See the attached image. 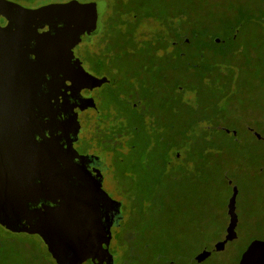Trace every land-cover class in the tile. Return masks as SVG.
Here are the masks:
<instances>
[{
	"label": "flooded vegetation",
	"instance_id": "flooded-vegetation-1",
	"mask_svg": "<svg viewBox=\"0 0 264 264\" xmlns=\"http://www.w3.org/2000/svg\"><path fill=\"white\" fill-rule=\"evenodd\" d=\"M102 21L94 2L0 0V226L9 233L38 236L50 253L33 231H47L48 208L70 209L83 225L72 205L81 203L104 246L111 237L109 251L126 219L124 199L107 191L113 167L110 171L108 149L102 147L110 142L109 132L115 135L119 142L110 143L114 163L123 161L119 143L127 138V148L131 137L123 129L128 118L121 106L135 109L132 121L137 123L139 103L125 95L114 97V83L93 64L92 46L88 57L75 52L87 45L82 37L88 46L95 41V27ZM103 77L107 82L96 81ZM113 100L121 104H110ZM93 121L103 125L94 139L87 136Z\"/></svg>",
	"mask_w": 264,
	"mask_h": 264
},
{
	"label": "trees",
	"instance_id": "trees-1",
	"mask_svg": "<svg viewBox=\"0 0 264 264\" xmlns=\"http://www.w3.org/2000/svg\"><path fill=\"white\" fill-rule=\"evenodd\" d=\"M101 1L106 6H101L103 21L98 25L99 34L91 44L96 56L93 64L114 84H120L112 90L114 97L125 95L131 101L139 103L136 106L139 108L137 123L132 121L136 115L135 109L126 104L121 106L128 118L123 129L131 138L128 140L127 154L121 155L123 161L119 164L116 162L122 169L117 180L118 185L122 186L119 191H122L126 211V219L118 227L120 230L116 231L114 237L116 254L125 248L127 253L124 261L128 264L138 259V251H146L144 257L139 256L141 262L147 264L153 256L148 252L154 244H159L154 259L159 263L174 264V259L169 260L173 256L172 244L176 246L174 241L177 238L173 227L174 224L179 227L183 225L188 210L179 212V208L186 203L182 204L181 198L175 200L178 202V213L172 215L169 210L171 204L168 195L171 188L175 187L172 186V181H175L176 175L181 174V179H176L177 184L181 185L182 179L193 181L198 184L199 189L194 192L195 198L202 196L201 181L210 173L208 168L211 160L219 154H225L228 142H231L222 139L217 144L218 140L211 133L214 130L215 133L221 131L227 135L232 134L231 130L221 128L214 121L220 112L219 100L231 92L233 83L236 82V59L242 53L243 39L252 29L264 33V27L260 29L258 25L254 26L251 22L252 15L244 7L235 10L227 3L212 2L208 5L207 2H199L197 5L195 0ZM142 22H154L158 25L152 39H138L136 31ZM87 39L82 37L81 41H86L88 45ZM216 39L220 42L215 43ZM204 40L213 47L212 56L201 51L194 54L174 51L178 43L191 51L194 44ZM245 50L248 48L244 47L243 51ZM87 54L88 52L85 56ZM189 58L195 60L197 65H181ZM118 61L121 66H116ZM177 73H182L185 78L178 77ZM170 75L172 80L166 91L170 96L168 104L171 115L185 110L189 116L186 128L179 127L172 137L169 130H175L173 123L171 126L158 125L153 113L155 109L152 107L154 93L163 87ZM187 92L193 94V103L184 101L183 96ZM216 93L219 97L212 103L211 99ZM113 103L110 102L112 105L121 104L118 100H113ZM204 108L207 110V124L204 128L193 131L200 124L197 115ZM164 109L166 111L167 108L162 107L161 110ZM144 116L151 120L149 129L143 121ZM212 126L213 129L210 128ZM109 139L111 142L112 138ZM172 150H185L187 162L177 160L170 165ZM117 159L119 160L118 156ZM125 181H130V184L123 185ZM161 216H167L168 219L163 221L170 225L161 222V230H157L154 240L143 242L144 246H141L137 235L142 229L135 222L151 218L156 221ZM197 221L203 223L206 220L198 218ZM162 227L167 229L164 231ZM223 234L226 240L233 235L228 230ZM233 236L237 238V233ZM167 248L170 253H167ZM159 256L162 257L158 258Z\"/></svg>",
	"mask_w": 264,
	"mask_h": 264
},
{
	"label": "rangeland",
	"instance_id": "rangeland-1",
	"mask_svg": "<svg viewBox=\"0 0 264 264\" xmlns=\"http://www.w3.org/2000/svg\"><path fill=\"white\" fill-rule=\"evenodd\" d=\"M12 1L20 2V0ZM21 1L30 2L29 0ZM62 1L67 0H36L33 2L44 5ZM78 1L94 2L100 8L106 6V3L101 0ZM199 2H204L202 4L207 2L208 5L212 2L227 3L231 4L235 10L244 7V10L252 15L251 22L253 25H258L260 29L264 27V0H195L197 5H199ZM158 28V25L154 22H142L136 31L138 39L140 41L152 39ZM241 44L242 53L236 59V82L233 83L231 92H228L225 98L219 100L220 106L218 109L220 112L214 119L217 122L216 125L231 130L232 134L227 135L221 133L220 130L219 133H215L214 130H211V133L218 140L217 144L222 139L231 141L228 142L229 146L224 151L225 154H219L211 160L208 168L210 173L201 181L202 196L195 198L194 192H198L199 189L198 184L193 181L182 179L181 185L177 184L176 179H181V174L176 175L174 177L175 181H172L174 183L172 186L175 185V187L171 188L168 195L171 204L169 210L172 215L178 213L176 211L178 202L175 200L181 198L182 204L186 203L179 208V212L181 213L185 209L188 210L186 216L189 218L186 217L181 227L175 224L173 227L177 233V238L174 241L176 246L172 244V248H174L173 256L169 260L174 259V264H238L241 253L251 242H264V33L255 32L252 29ZM91 46L76 47L75 52L85 54ZM244 47H247L248 50L243 51ZM193 48L190 51L178 43L174 51L189 54L201 51L208 54V56H212L213 47L206 40L194 44ZM187 63L197 65L196 61L191 60V58L182 62L181 65ZM118 64L119 61L116 66H121V64ZM177 75L182 79L185 78L182 73H177ZM171 80L172 76L170 75L163 87L154 93L152 107L155 109L153 113L158 125L165 126V124H169L171 126L173 123V129L175 130H169L172 137L179 127L186 128L189 116L185 110L178 111L174 116L171 115L170 105L168 104L170 96L166 91ZM119 85L118 83L114 84V87ZM218 97V93L214 94V98L211 99L212 103L217 101ZM165 98L168 100L166 101ZM183 99L185 102L193 103L194 96L192 93L187 92L184 94ZM205 102L207 101L205 100ZM157 106H159L158 109ZM162 107L167 108L166 111L165 109L162 111ZM204 110L198 113L197 117L200 124L193 131L204 128L207 124V110ZM197 117L195 116V118ZM150 121L148 118V121L145 122L148 129ZM210 128L213 129V126ZM89 129L90 133L87 136L91 137L94 131V134L98 135L99 130L103 129V125L95 126L93 121ZM109 136L113 142H119L115 135H110V132ZM124 140H127V138H123L119 143L122 146L119 149L122 155L128 152V147L124 148ZM110 143L107 142V147L105 144L102 147L108 149L105 155L110 171L113 167L112 172L109 171L112 174L113 181L109 180L107 191L115 198L123 199L122 191L117 189L119 185L114 183L122 169L114 163L116 157L110 149ZM95 147L94 150L97 149ZM98 150L103 151L101 148ZM177 154L178 157L176 158ZM186 159L185 150H172L170 152L171 163L169 162V164L171 165L177 160L186 163ZM127 184H130V181L128 183L123 182V185L127 186ZM131 190L136 191L132 188ZM194 208L196 210H193ZM48 210L50 211L48 218L49 238L58 253L65 257L72 256L75 259L73 260L75 264H91L92 259L86 260L83 249H87L84 250L85 255L87 252L88 255L91 254L92 240L81 226L79 218L70 209L60 210L52 207ZM198 218L206 221L199 223ZM158 219L161 221H155L151 218L135 222L142 229V232L137 235L141 246H144L143 242L154 240L157 230H161V222L168 226L169 223L163 221L168 219L167 216H161ZM162 229L165 231L167 228L162 227ZM118 230L120 229L117 228L116 231ZM227 230L233 235L237 233V238L231 235L226 240L223 233ZM159 247V244H154V247L150 249L148 254L150 253L153 256L149 258L147 264H164L154 259ZM80 248H83L82 252ZM110 251L115 258L113 264H126L124 261L127 253L125 248L119 254H116L113 240ZM138 252H140V256L147 254L146 251L141 252L140 250ZM167 253H170L169 248H167ZM139 255L137 260L128 264H143ZM160 257L162 256L158 258ZM0 264H58V262L38 236L9 233L0 226Z\"/></svg>",
	"mask_w": 264,
	"mask_h": 264
},
{
	"label": "water",
	"instance_id": "water-1",
	"mask_svg": "<svg viewBox=\"0 0 264 264\" xmlns=\"http://www.w3.org/2000/svg\"><path fill=\"white\" fill-rule=\"evenodd\" d=\"M96 30L98 29V26L95 27ZM220 40L216 39L215 43H219ZM96 81H98L99 83H105L107 82V78L103 77L100 79H96ZM77 211L79 212L82 221H83V225L81 224V226L83 227L84 230H86L87 233H90V238L92 240V253L88 255L84 254V250L87 249H83V255L84 257H86L87 259H92V263L94 264H113V259H112V255L110 254L109 251V243H110V239L111 237L108 236L107 241H106V246H104V241L102 240V238L97 237L92 229H91V222L87 216V209L86 207H84L81 203H78L76 201H74V203L72 204ZM34 233H38L42 239L44 240V242L47 244L49 250L51 251V254L54 256V258L57 260L58 264H73V260H75L72 256L70 257H65L62 254L58 253L57 249L55 248L53 242L51 241V239L49 238V230L47 228V231L44 232L41 229H36L33 230ZM94 241V242H93ZM82 249L80 248L81 252ZM100 256L104 257V263L100 262L101 259L99 258ZM70 258V259H68ZM90 259V260H91ZM77 260V259H76ZM77 262V261H76ZM75 264V263H74ZM238 264H264V242L262 241H253L251 242L247 248L245 249V251L241 254L240 260Z\"/></svg>",
	"mask_w": 264,
	"mask_h": 264
}]
</instances>
